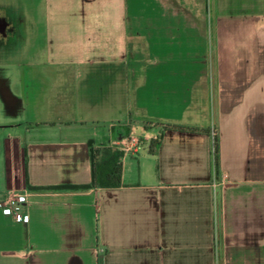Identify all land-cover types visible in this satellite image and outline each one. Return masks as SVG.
Returning a JSON list of instances; mask_svg holds the SVG:
<instances>
[{
	"label": "crops",
	"instance_id": "0c3cea01",
	"mask_svg": "<svg viewBox=\"0 0 264 264\" xmlns=\"http://www.w3.org/2000/svg\"><path fill=\"white\" fill-rule=\"evenodd\" d=\"M47 1L43 99L0 72V198L26 194L18 224L0 210V264H264V0ZM24 10L0 7L19 33L0 56L34 30ZM138 129L122 187L54 189L90 186L89 143Z\"/></svg>",
	"mask_w": 264,
	"mask_h": 264
},
{
	"label": "rangeland",
	"instance_id": "374dc122",
	"mask_svg": "<svg viewBox=\"0 0 264 264\" xmlns=\"http://www.w3.org/2000/svg\"><path fill=\"white\" fill-rule=\"evenodd\" d=\"M22 3L25 7L24 11L29 13V18L35 24V28L25 39V44H23V48L19 54L17 53V56L8 57L7 54L0 56V71L12 74L13 90L15 93H25L26 96L30 95L32 103H38L36 102L37 99H43L44 93L48 90V79H45V75L51 70L48 69V1L0 0V7L12 10ZM136 57L139 59L145 58V51L141 42H134L132 44L131 58L135 59ZM22 75L24 80L21 81ZM31 95L34 96L31 97ZM43 117V112H40L37 107L31 106L30 111L25 115V120L28 123H34L43 119ZM11 120L13 119L5 118L3 111L0 110V126L4 122ZM8 131L7 129L0 128V155L4 151L3 139L7 136ZM143 134V130L138 129L136 131V136H143Z\"/></svg>",
	"mask_w": 264,
	"mask_h": 264
},
{
	"label": "trees",
	"instance_id": "16d2710c",
	"mask_svg": "<svg viewBox=\"0 0 264 264\" xmlns=\"http://www.w3.org/2000/svg\"><path fill=\"white\" fill-rule=\"evenodd\" d=\"M157 126L162 127L164 132H177L192 135H207L208 130L199 129L196 127H190L185 125H172L156 123ZM124 135H127L124 131ZM162 136H158L151 140V150H157L160 147ZM91 161H92V184L84 187L62 186L54 188L55 190L64 191H76L85 190L89 188L100 189H115L122 187V173L123 164L122 159L124 153L116 149L115 147H95L93 143H89ZM213 159H214V171L216 179L219 176L218 172V145L215 140L213 145Z\"/></svg>",
	"mask_w": 264,
	"mask_h": 264
},
{
	"label": "built area",
	"instance_id": "2783aa9c",
	"mask_svg": "<svg viewBox=\"0 0 264 264\" xmlns=\"http://www.w3.org/2000/svg\"><path fill=\"white\" fill-rule=\"evenodd\" d=\"M215 137V134H214ZM141 144V140L136 135H123L117 140L112 147L124 153V157L135 153ZM216 179V177H215ZM26 194L18 191H9L0 198V210L7 215L8 224L10 226L18 224L17 215L20 213L22 205L25 203ZM15 204L14 206L12 204ZM23 223L29 222V217L23 215L21 218Z\"/></svg>",
	"mask_w": 264,
	"mask_h": 264
},
{
	"label": "flooded vegetation",
	"instance_id": "af4514ba",
	"mask_svg": "<svg viewBox=\"0 0 264 264\" xmlns=\"http://www.w3.org/2000/svg\"><path fill=\"white\" fill-rule=\"evenodd\" d=\"M13 17L11 16H1L0 15V50L6 48L10 49L14 40L18 36L16 30V25L13 24ZM18 22H22V19H19ZM2 73V71H0ZM7 101L12 104L13 102L8 98Z\"/></svg>",
	"mask_w": 264,
	"mask_h": 264
}]
</instances>
